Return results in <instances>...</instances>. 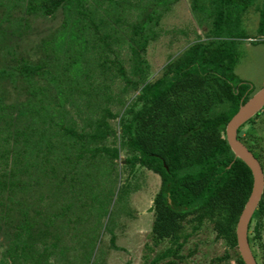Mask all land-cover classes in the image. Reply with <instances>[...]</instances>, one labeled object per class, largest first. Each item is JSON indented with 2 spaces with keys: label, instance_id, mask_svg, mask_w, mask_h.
<instances>
[{
  "label": "trees",
  "instance_id": "16d2710c",
  "mask_svg": "<svg viewBox=\"0 0 264 264\" xmlns=\"http://www.w3.org/2000/svg\"><path fill=\"white\" fill-rule=\"evenodd\" d=\"M177 1L0 0V264H99L95 224L139 166L161 179L143 264H205L182 249L207 221L227 246L209 264H245L236 226L253 175L226 125L250 96L235 66L241 40L264 42V0H191L202 32L150 79L148 47ZM253 5L260 37L237 31ZM247 122L264 171V110ZM248 239L264 264V192Z\"/></svg>",
  "mask_w": 264,
  "mask_h": 264
},
{
  "label": "rangeland",
  "instance_id": "374dc122",
  "mask_svg": "<svg viewBox=\"0 0 264 264\" xmlns=\"http://www.w3.org/2000/svg\"><path fill=\"white\" fill-rule=\"evenodd\" d=\"M260 3H262V0L256 1V4L260 5ZM190 5L191 0H178L163 17L160 25L161 30H163L161 36L152 41L148 47L147 58L151 64L150 79L156 78L161 74L169 55H178L184 50L190 40L193 39L192 32L194 29L202 32V29L198 25L200 19L193 14ZM255 5L242 16V23L237 28V31L243 32L247 36L260 37L259 19L262 17V14L261 11L252 9L255 8ZM177 28H184L190 34L187 36L179 33L174 34ZM238 50L239 59L235 66L237 77L248 81L255 90L263 87L264 42L252 43L248 40H241ZM114 122H117V120ZM263 126L264 124L262 123L258 125L257 129L262 135L264 134ZM124 157V154H122V158ZM124 161L123 159L121 164H124ZM135 171V177L131 182L136 185H133L136 187V190L132 193H128L126 190L124 198L120 202L117 201V198L121 195L123 196V194L117 190L115 191V196L110 208L107 209V214L102 219L99 216L95 224L97 225L95 226L97 231L92 232V238H95L96 249L94 252L96 253L105 246L110 230L115 229V231L119 232V237H122L115 243L119 245L117 252H119V255H122L120 258L123 257L124 254L122 253L125 251L122 247H128L132 250L131 256H129L130 262L137 261L143 264L145 262L143 261L145 245L148 242L151 243L150 231L154 219L152 207L154 197L161 185V179L157 173L144 167L139 166ZM125 176L124 174L123 179L126 178ZM133 186L131 185L132 188ZM95 206L97 207L98 204L95 203ZM125 208H128L126 212ZM137 230H141L140 235L136 233ZM137 235L139 238H137ZM168 244L167 241L162 242L155 249V252L151 253L150 258L155 256L158 251L164 250ZM194 248H196V251L190 259L195 263L209 264L215 256L223 255L227 246L222 238L216 237L213 223L207 221L198 231L189 237L182 252L187 253L189 249ZM166 261L167 259L163 262ZM229 264H234V262H230Z\"/></svg>",
  "mask_w": 264,
  "mask_h": 264
},
{
  "label": "water",
  "instance_id": "95a60500",
  "mask_svg": "<svg viewBox=\"0 0 264 264\" xmlns=\"http://www.w3.org/2000/svg\"><path fill=\"white\" fill-rule=\"evenodd\" d=\"M263 107L264 86L240 106L239 110L226 125V138L235 157L244 161L253 175L252 190L236 226L237 246L245 264H259L251 249L248 235L250 221L264 192V171L257 157L239 138L248 125L241 131H238V129L259 113Z\"/></svg>",
  "mask_w": 264,
  "mask_h": 264
},
{
  "label": "crops",
  "instance_id": "0c3cea01",
  "mask_svg": "<svg viewBox=\"0 0 264 264\" xmlns=\"http://www.w3.org/2000/svg\"><path fill=\"white\" fill-rule=\"evenodd\" d=\"M118 229H119V227H118ZM114 233L116 234V239L114 241V244H112V242H111V234L112 233H110L108 236V240L106 241L105 246L102 247L101 250L100 251L98 250V252H97L99 255L98 256L99 264H140L137 261L130 262L131 259L129 260V258H130L129 256H131L132 250L130 248H128L127 245H126L127 248L122 247L123 249H125V251H124V253H122V254H124L123 257L120 258L122 255L121 254L119 255V252H117L119 245H117L115 243H117L119 238H122V237H119V232L115 231V229H114ZM136 233L137 234L139 233L138 235H140L141 230H137ZM138 235H137V238H139ZM133 237H136V236H133Z\"/></svg>",
  "mask_w": 264,
  "mask_h": 264
},
{
  "label": "flooded vegetation",
  "instance_id": "af4514ba",
  "mask_svg": "<svg viewBox=\"0 0 264 264\" xmlns=\"http://www.w3.org/2000/svg\"><path fill=\"white\" fill-rule=\"evenodd\" d=\"M198 32H200L199 30H198ZM262 88V87H261ZM261 88H259V89H261ZM259 89H257V90H255L254 89V87L251 85L250 86V89H249V91L248 92H246L245 94H244V96H246V95H250L249 96V98L248 99H250ZM242 99H244V97L242 98ZM247 99V100H248ZM246 100V101H247ZM245 101V102H246ZM244 102V103H245ZM264 110V107L262 108V110L260 111V112H262ZM248 125V127L243 131V133H242V135L239 137L240 138V140L250 149V151L256 156V154L254 153V151L250 148V144H248L247 142H246V137H247V131H248V129H249V127H250V123L249 122H245L243 125H241L240 127H239V129H238V131H241V130H243L246 126ZM257 157V159L260 161V163H261V160L259 159V157L258 156H256ZM261 165H262V163H261Z\"/></svg>",
  "mask_w": 264,
  "mask_h": 264
}]
</instances>
